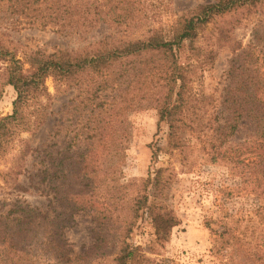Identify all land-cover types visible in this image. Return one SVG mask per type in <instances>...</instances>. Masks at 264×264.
Segmentation results:
<instances>
[{"label":"trees","instance_id":"trees-1","mask_svg":"<svg viewBox=\"0 0 264 264\" xmlns=\"http://www.w3.org/2000/svg\"><path fill=\"white\" fill-rule=\"evenodd\" d=\"M239 13L235 22L219 26L215 37L216 48L231 54L221 101L202 92L193 94V67L180 64L177 51L215 18ZM145 20L136 0H0V25L8 23L13 30L80 37L107 25L120 34L78 54L34 51L24 61L0 40V97L4 86L15 94L11 114L0 117V153L17 133L36 130L45 122L48 104L40 98L49 99L46 78L53 79L56 89L74 91L68 115L75 117L70 123L73 134L61 140L54 155L49 147L31 148L27 143L20 153L21 159L28 153L38 159L41 167L30 179L49 201L42 209L17 201L7 205L0 199V264L151 263L140 246L129 242L139 219L149 220L159 244L168 240L180 220L159 198L161 170L140 183L119 182L116 173L125 148L116 128L124 122L118 110L126 96L130 102L123 109H154L157 124L166 123V150L183 147L185 130H213L223 145L239 127L246 129L249 137L236 149L220 153L212 139L207 154L213 161L220 157L237 164L244 184L256 181L259 187L264 182V0H213L198 4L165 28L138 32ZM241 23L251 25L246 49L233 36ZM215 55L210 50V63ZM208 104L220 107L213 121L200 114ZM15 187L21 189L19 184ZM133 187L136 191L129 193ZM80 214L92 224V245L81 255L65 238V230ZM261 240L258 253L264 252V231Z\"/></svg>","mask_w":264,"mask_h":264},{"label":"rangeland","instance_id":"rangeland-1","mask_svg":"<svg viewBox=\"0 0 264 264\" xmlns=\"http://www.w3.org/2000/svg\"><path fill=\"white\" fill-rule=\"evenodd\" d=\"M136 1L147 17L138 32H146L165 28L198 4L213 0ZM239 17L240 13L215 18L194 41L183 42L177 51L180 64L193 67L189 84L193 94L202 92L218 98V103L221 101L219 95L227 83L225 71L231 54L227 49L216 48L215 37L219 26L235 22ZM250 28L251 25L241 23L233 31L241 49L247 48ZM111 38L118 39L120 34L107 25H100L80 37L50 30H13L8 23L0 25V40L9 52L22 61L26 54L34 51L51 54L61 50L78 54L99 41L106 43ZM210 50L216 52L213 63L207 59ZM2 64L0 62V66ZM25 68L28 66L25 65ZM45 87L49 99L40 98L42 103L48 104L49 114L45 122L36 130L31 128L17 133L0 153V199L4 198L7 205L17 201L42 209L46 207L49 199L33 188L30 179L41 164H38L35 155L28 153L21 159L20 153L27 143L31 148L49 147L54 155L62 147L61 140L73 134L70 123L75 117H70L68 113L74 105V91L65 86L56 89L50 77L46 78ZM14 98L13 89L4 86L0 97V117L11 114ZM129 102L126 96L118 110L124 122L118 125L120 129H116L125 148L116 173L119 182L126 184L135 180L140 183L149 173L161 170L162 194L159 198L180 220L168 240L159 244L155 242L149 220L142 216L129 242L143 249L145 256L151 260L150 264H264V252H257L264 231V220L260 216H264V182L259 187L256 181L244 184L237 164L228 163L220 157L213 161L207 154L212 139L215 140L212 144L220 145L218 152L222 153L236 149L248 139L249 131L239 127L222 145L221 135L214 138L213 130L201 134L185 130L182 133L183 147L170 151L165 149L167 125L164 122L157 124L156 110L123 109ZM213 106L208 104L202 109L200 114L206 120L213 121L215 113L219 112L220 107ZM57 126H61L60 129ZM56 130L59 132L56 133ZM245 170L250 171V167ZM16 184L21 189H17ZM127 191L133 193L136 188ZM91 229L89 218L80 214L73 226L65 230L70 248L79 255L92 245ZM106 264H110L109 261Z\"/></svg>","mask_w":264,"mask_h":264}]
</instances>
